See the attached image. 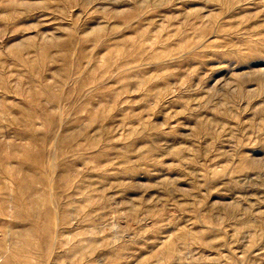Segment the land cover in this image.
Wrapping results in <instances>:
<instances>
[{"label":"rangeland","instance_id":"374dc122","mask_svg":"<svg viewBox=\"0 0 264 264\" xmlns=\"http://www.w3.org/2000/svg\"><path fill=\"white\" fill-rule=\"evenodd\" d=\"M0 264H264V0H0Z\"/></svg>","mask_w":264,"mask_h":264}]
</instances>
